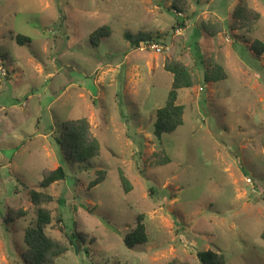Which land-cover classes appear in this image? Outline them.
<instances>
[{
  "label": "rangeland",
  "instance_id": "1",
  "mask_svg": "<svg viewBox=\"0 0 264 264\" xmlns=\"http://www.w3.org/2000/svg\"><path fill=\"white\" fill-rule=\"evenodd\" d=\"M240 1L187 0L177 13L173 0H0V210L28 211L0 222V264H29L32 190L53 196L47 232L69 245L55 264H202L208 249L225 264H264V50L252 48L264 44V0H244L260 14L249 31L233 27ZM101 27L110 33L94 44ZM126 32L159 36L162 51L133 49ZM167 60L184 62L195 84L179 90L184 124L160 139ZM217 65L227 78L206 81ZM80 118L100 153L75 163L59 141ZM59 166L67 178L42 188V171ZM139 214L148 242L130 249ZM74 232L86 242L70 245Z\"/></svg>",
  "mask_w": 264,
  "mask_h": 264
},
{
  "label": "trees",
  "instance_id": "2",
  "mask_svg": "<svg viewBox=\"0 0 264 264\" xmlns=\"http://www.w3.org/2000/svg\"><path fill=\"white\" fill-rule=\"evenodd\" d=\"M189 7L187 0H173L172 9L177 13H184ZM260 14L248 6L242 0L240 1L233 12V27L234 29H245L249 31L258 21ZM183 25V24H181ZM207 27V28H206ZM210 26H205L206 31L210 35H214L210 31ZM110 33L106 27H101L91 34V41L98 44ZM125 38L133 49H138L142 44H149L157 41L159 36L152 34L139 33L134 35L130 32L125 33ZM16 41L23 45L29 43L31 39L27 36L17 34ZM252 48L256 52L264 50V44L256 40ZM164 68L173 74V82L168 93L166 104L157 112L155 121L154 133L158 138H162L164 134L172 133L184 124L185 106L178 104L179 90L183 88L193 87L195 80L190 68L180 60H167ZM227 78L224 69L217 65L209 69L205 74V80L208 82L219 81ZM62 139L59 141L62 149L67 152L70 159L75 163H83L89 159L95 158L100 153V144L97 137L93 134L91 124L87 118L71 120L62 124ZM67 172L62 166L56 169H44L42 171V179L40 186L49 188L53 183L65 180ZM106 178V171L100 170L97 172L96 178L90 183L91 187L103 182ZM120 179L125 192L131 190V183L124 173H120ZM31 199L35 206L36 219L34 223L29 225L24 234V241L27 250L23 257L29 264H55L56 261L66 254L69 250V245L62 241L51 237L47 232V227L52 223V211L47 207L54 198L52 195L43 192L32 190ZM2 201L0 199V206ZM28 214L27 210L7 209L4 213L0 210V222L10 223L16 219L22 218ZM62 221V220H60ZM70 245L77 243H85L87 236L74 232L67 236ZM264 239V232L262 234ZM125 245L130 248H136L148 242V233L145 224V215L139 214L136 218L134 226L124 237ZM198 259L202 264H225L226 258L224 254L218 253L211 249L197 253ZM171 264H189L188 262H180L173 260Z\"/></svg>",
  "mask_w": 264,
  "mask_h": 264
},
{
  "label": "built area",
  "instance_id": "3",
  "mask_svg": "<svg viewBox=\"0 0 264 264\" xmlns=\"http://www.w3.org/2000/svg\"><path fill=\"white\" fill-rule=\"evenodd\" d=\"M146 46H148L150 48H154L158 52H161L162 51V48L158 44H156V43H149Z\"/></svg>",
  "mask_w": 264,
  "mask_h": 264
}]
</instances>
